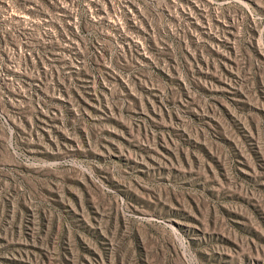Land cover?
I'll use <instances>...</instances> for the list:
<instances>
[{
  "label": "rangeland",
  "instance_id": "374dc122",
  "mask_svg": "<svg viewBox=\"0 0 264 264\" xmlns=\"http://www.w3.org/2000/svg\"><path fill=\"white\" fill-rule=\"evenodd\" d=\"M0 264H264V0H0Z\"/></svg>",
  "mask_w": 264,
  "mask_h": 264
}]
</instances>
